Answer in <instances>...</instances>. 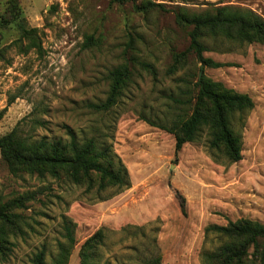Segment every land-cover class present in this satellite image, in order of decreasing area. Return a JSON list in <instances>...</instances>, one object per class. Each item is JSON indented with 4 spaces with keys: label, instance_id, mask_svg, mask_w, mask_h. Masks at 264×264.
I'll return each instance as SVG.
<instances>
[{
    "label": "rangeland",
    "instance_id": "rangeland-1",
    "mask_svg": "<svg viewBox=\"0 0 264 264\" xmlns=\"http://www.w3.org/2000/svg\"><path fill=\"white\" fill-rule=\"evenodd\" d=\"M13 1L22 23L8 21ZM136 6L0 0V139L14 129L29 142L92 138L128 182L99 189L94 173L79 184L25 169L13 174L0 156V201L13 202L18 215L5 227L0 264H35L40 253L56 264L60 245L65 259L58 264H80L83 243L97 232V264H204V254L227 242L207 227L238 219L264 226V43L199 30L203 56L221 65L203 74L253 101L231 117L239 161L210 147L206 127L176 154L171 133L191 113L201 67L188 49L191 26L176 15L205 18L233 8L264 20V0ZM21 26L34 29V38H23ZM259 245L249 246L241 264H264V240Z\"/></svg>",
    "mask_w": 264,
    "mask_h": 264
},
{
    "label": "trees",
    "instance_id": "trees-1",
    "mask_svg": "<svg viewBox=\"0 0 264 264\" xmlns=\"http://www.w3.org/2000/svg\"><path fill=\"white\" fill-rule=\"evenodd\" d=\"M118 4L131 2L136 9V0H113ZM147 6L161 7L158 4L149 3ZM145 6V7H147ZM142 9V8H140ZM8 21L21 22L20 11L13 1ZM177 21L191 26L189 31V46L196 56L200 77L197 78V93L193 102L191 113L182 119L178 127L171 130L174 136L175 154L186 143L196 139L198 132L204 127L208 130L209 145L212 148H222L225 155L232 162L241 159L240 139L231 127V117L235 112H242L253 107L252 99L246 94L234 93L226 90L221 83L209 80L203 74V68H217L221 65L210 58L203 56L204 46L199 42V30L209 28L213 31L227 32L241 42L264 43V20L249 10L233 8H217L213 15L205 18H187L176 15ZM34 29H26L21 26V35L28 40L34 38ZM122 74L113 73L118 79ZM126 75V74H125ZM101 107V106H100ZM15 129L0 139L1 162L9 172L16 173L21 169L34 172L37 175L48 174L54 178L64 175L75 184L89 179L92 173L100 176L99 189H104L107 184L118 187H127L126 170L113 161L109 150L98 145L92 139L77 141L72 135L67 142L60 140L48 141L44 138L38 141H27L18 137ZM90 182V181H89ZM88 185V188L91 184ZM181 206L183 200L181 201ZM13 202L0 201V242L5 241V227L12 226L18 215L12 210ZM206 232H214L227 239L224 246L203 256L204 264H241L243 257L247 255L249 246L259 249L260 240H264V226L253 224L246 219L228 221L226 225H213L205 229ZM67 242L73 243L70 232L67 233ZM229 238L237 243L230 244ZM100 232L95 233L83 243L80 254V264H97L91 252L100 241ZM43 253L36 255L35 264H46ZM264 260V250L261 253ZM56 264L65 259V248L59 247Z\"/></svg>",
    "mask_w": 264,
    "mask_h": 264
},
{
    "label": "water",
    "instance_id": "water-1",
    "mask_svg": "<svg viewBox=\"0 0 264 264\" xmlns=\"http://www.w3.org/2000/svg\"><path fill=\"white\" fill-rule=\"evenodd\" d=\"M198 77H200V73H199Z\"/></svg>",
    "mask_w": 264,
    "mask_h": 264
}]
</instances>
